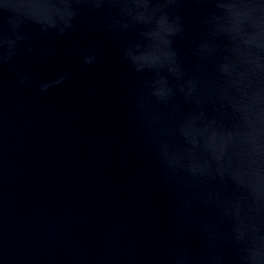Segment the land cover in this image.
<instances>
[{
    "label": "clouds",
    "instance_id": "clouds-1",
    "mask_svg": "<svg viewBox=\"0 0 264 264\" xmlns=\"http://www.w3.org/2000/svg\"><path fill=\"white\" fill-rule=\"evenodd\" d=\"M97 28L136 78L127 119L168 198L144 264H264V0H0V70L22 89L53 38Z\"/></svg>",
    "mask_w": 264,
    "mask_h": 264
},
{
    "label": "water",
    "instance_id": "water-1",
    "mask_svg": "<svg viewBox=\"0 0 264 264\" xmlns=\"http://www.w3.org/2000/svg\"><path fill=\"white\" fill-rule=\"evenodd\" d=\"M51 46L22 89L18 71L0 70V264H144L168 198L127 119L136 78L99 28ZM58 72L68 78L40 91Z\"/></svg>",
    "mask_w": 264,
    "mask_h": 264
}]
</instances>
